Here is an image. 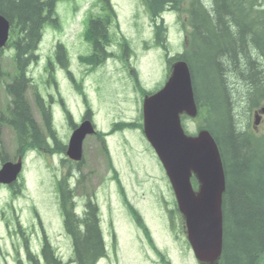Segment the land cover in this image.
Instances as JSON below:
<instances>
[{
  "label": "rangeland",
  "instance_id": "1",
  "mask_svg": "<svg viewBox=\"0 0 264 264\" xmlns=\"http://www.w3.org/2000/svg\"><path fill=\"white\" fill-rule=\"evenodd\" d=\"M111 3L114 7L108 33L111 41L104 45V53L106 50L111 56L104 58L103 64L89 71L91 67L83 64L80 56L93 52L86 38L85 22L90 14L105 15L106 3L104 0H64L58 7L62 29L46 31L39 48L40 60L30 73L35 80L32 84H37V88L29 85L32 88L27 93L33 116L44 131L34 95L37 90L46 106L53 110L57 134L66 146L72 124L65 108L73 113L75 122H80L87 105L64 70L55 73L57 84L50 77L49 59L58 64L55 53L59 42L68 50L71 71L82 83L98 131L102 132L111 131L118 121L143 122L144 95L140 89L155 92L162 88L170 71L167 54L172 56L187 50L184 13L167 10L152 19L145 0H111ZM1 69L5 76H0V116L5 114L11 101L6 86L16 72L10 50L4 52ZM237 115L248 133L264 136V115L257 126L254 111L248 112L242 106ZM203 123L202 114L196 119H183V126L190 134H196ZM1 129L0 166L3 155L12 161L20 155L13 128L3 125ZM106 142L130 204L122 199L118 182L112 180L109 157L102 148L104 142L96 136L86 139L82 164L64 162L68 158L58 150V154L46 148L30 151L24 157L23 190L16 193L0 187V264H18V259L24 264H33L27 258V249L39 254L44 233L59 257L65 261L72 259V239L65 229L58 190V182L66 176L70 178L69 173L73 176L71 191L81 205L80 211L90 198H95L100 207L101 226L109 249L108 257L100 264H199L187 240L185 222L177 211L172 186L143 131L125 129L108 136ZM257 149L262 146L258 145ZM136 211L149 230L140 217L129 213Z\"/></svg>",
  "mask_w": 264,
  "mask_h": 264
},
{
  "label": "trees",
  "instance_id": "2",
  "mask_svg": "<svg viewBox=\"0 0 264 264\" xmlns=\"http://www.w3.org/2000/svg\"><path fill=\"white\" fill-rule=\"evenodd\" d=\"M57 0H0V14L11 24L7 48L16 72L7 84L12 97L0 124L13 128L20 155L30 149L49 147L48 136L56 139L51 112L37 95L46 132L35 120L26 97L28 66L38 59L36 48L45 24H57ZM112 13L110 0H104ZM152 19L167 10L184 13L187 50L170 58L185 60L191 69L197 103L204 119L201 129L215 137L223 159L227 188L223 198L224 247L219 264H264V137L248 133L237 120L238 111L264 107V0H145ZM113 15V14H112ZM109 14L91 18L86 38L93 47L88 59L97 63L109 44ZM164 40V38H163ZM102 41V42H101ZM4 49H0V76ZM200 64V68L198 67ZM240 124V125H239ZM120 128L137 127L122 124ZM142 126V125H141ZM240 128V129H239ZM1 136V128H0ZM258 145L262 149H257ZM4 160L6 161V155ZM62 190L64 224L73 240L75 264H97L107 255L97 204L88 203L84 218L75 213L73 192L65 178ZM45 264H64L45 238ZM33 264L37 256L28 251ZM19 264H23L19 261Z\"/></svg>",
  "mask_w": 264,
  "mask_h": 264
},
{
  "label": "water",
  "instance_id": "3",
  "mask_svg": "<svg viewBox=\"0 0 264 264\" xmlns=\"http://www.w3.org/2000/svg\"><path fill=\"white\" fill-rule=\"evenodd\" d=\"M10 22L0 14V48L10 35ZM264 113V108L261 110ZM198 115L192 74L186 61L174 64L165 86L144 102V131L158 154L174 188L187 234L196 258L204 264H217L224 247L223 194L226 177L218 144L208 130L189 136L182 115ZM90 122L82 124L70 140L68 155L81 160L83 142L93 134ZM22 170V160L6 162L0 169V183L12 184ZM200 187L196 192L192 177Z\"/></svg>",
  "mask_w": 264,
  "mask_h": 264
},
{
  "label": "flooded vegetation",
  "instance_id": "4",
  "mask_svg": "<svg viewBox=\"0 0 264 264\" xmlns=\"http://www.w3.org/2000/svg\"><path fill=\"white\" fill-rule=\"evenodd\" d=\"M86 116H88V115H86ZM86 118V117H85ZM71 163H73V162H71Z\"/></svg>",
  "mask_w": 264,
  "mask_h": 264
}]
</instances>
